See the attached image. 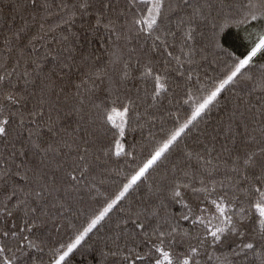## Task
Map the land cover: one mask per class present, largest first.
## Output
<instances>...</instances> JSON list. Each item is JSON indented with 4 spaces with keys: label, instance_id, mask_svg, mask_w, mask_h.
<instances>
[{
    "label": "snow or ice",
    "instance_id": "6c2138e0",
    "mask_svg": "<svg viewBox=\"0 0 264 264\" xmlns=\"http://www.w3.org/2000/svg\"><path fill=\"white\" fill-rule=\"evenodd\" d=\"M120 4H13L17 12L31 9L38 31L29 36L27 21L9 24L11 35L3 40L9 58L14 52L17 57L0 65L11 69L0 71V264H32V254L44 251L47 231H59L73 199L99 191L97 185L115 171L111 164L135 162L143 145L129 141L133 133L152 141L147 157L66 249L53 253L51 264H68L90 234L108 227L114 209L119 219L104 248L93 254L96 264H264V84L255 102L253 84L244 96L234 92L253 79L246 71L264 55V0ZM52 14L60 47L41 52L36 41L56 30L45 28ZM233 21L262 29L242 58L221 43ZM5 24L0 7V29ZM211 49L232 61L228 71L190 106L183 123L154 141L157 118L150 109L173 83L184 82L187 94ZM137 83L151 84V91ZM226 89L235 101L222 122L223 135L217 130L207 142L200 140L202 150L190 148L186 137L206 122ZM146 126L149 137L143 135Z\"/></svg>",
    "mask_w": 264,
    "mask_h": 264
},
{
    "label": "trees",
    "instance_id": "16d2710c",
    "mask_svg": "<svg viewBox=\"0 0 264 264\" xmlns=\"http://www.w3.org/2000/svg\"><path fill=\"white\" fill-rule=\"evenodd\" d=\"M16 2L17 0H0V7L3 8V15L8 20V24H5L3 28L0 29V65L4 63H13L14 59L17 57V53L14 52L10 59L7 49L3 46L4 36L11 35V31L8 27L9 24L15 28L23 26L27 21L32 25L29 36L34 35L38 31V26L33 24L29 15L31 9L17 12L13 8V4ZM50 2L58 4L60 0H50ZM123 3L124 0H121V4L118 5V7L123 6ZM58 22L57 16L52 14L45 23L46 29L51 27L56 30L49 33L45 40L36 41V46L41 52H44L45 48L56 49L60 47V45L54 41V38L58 39L61 35V29L56 28ZM72 30L75 31V29ZM260 31H262V29L258 27L243 25L233 21L231 28L225 30L222 35L221 43L225 49L242 58L252 46L253 41L257 40ZM63 34L67 35L68 33ZM204 55L207 56V60L200 61L201 67L198 71L200 80L187 85V94L185 92L186 84L184 82H180L178 86L176 83H173L172 90L162 103L150 109V111L156 114L157 118L155 125L151 127V137L154 141H160L166 131L172 129L175 125L183 123L185 119L190 116V106L195 107V101L199 100L201 96L206 95V89L211 88L214 83L219 82L228 71V66L232 63L220 49L208 50ZM103 62L102 58L101 63ZM10 70V68H0V71ZM262 76H264V55L255 58L254 65L250 70L246 71V77H252L253 79H246L241 85L236 86L234 92L244 96L247 92L251 91L249 84H253L255 86V91L253 92L252 98L253 102H255V97L260 94V86L264 84ZM129 87L133 86L130 84ZM136 87L141 89L146 87L149 92L151 91V84L143 85L137 83ZM234 92H229L226 89L221 93L220 102L212 108L210 115L204 118L206 122L202 121L196 128L192 129L191 134L186 137L184 143L189 145L190 148L202 150L200 140L207 142L209 138L208 134L216 135L217 130H221L220 135H223L222 122L227 121V113L235 101ZM100 95L103 96V92H100ZM140 95L143 96L145 93L141 91ZM185 101H188V103H185ZM68 102L69 104L74 103L71 99H69ZM177 116H179L180 119L175 121L174 124V119ZM201 130L205 131V136L203 137L199 135ZM143 135L144 137H149V129L147 126L143 130ZM128 139L130 142L143 145V147L139 148L137 151L135 162L131 159H125L111 164L110 167L115 169V171L108 174L103 186L97 185L99 191L94 190L90 196L85 195L83 200L79 198L73 199L71 201V210L65 212L63 216L60 217L59 223L61 227L59 231L54 229L47 231L42 245L44 251L34 252L32 254V264H51L50 257L53 253L61 249L62 246L66 249V245L74 240L80 230L87 226L90 219L94 218V214H98V211L102 210V207L105 206V198H114L120 185L125 182V178L129 176L132 169H135L141 161L147 157L148 152L153 146L151 140H141L138 133H133ZM173 159L181 163L183 162L179 157H173ZM143 191L144 190L138 193V195L142 196ZM119 215L120 214L114 209L113 213H110L111 220L107 221L108 227H100L99 232L90 234L91 240L74 255H70L68 264H96L93 254L98 255L99 250L104 248L106 238L112 234L109 229H114ZM212 264H215V261H213Z\"/></svg>",
    "mask_w": 264,
    "mask_h": 264
}]
</instances>
